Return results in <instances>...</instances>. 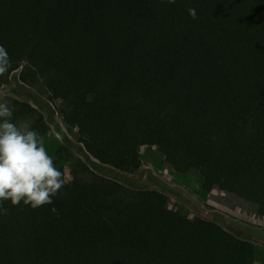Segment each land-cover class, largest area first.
Returning a JSON list of instances; mask_svg holds the SVG:
<instances>
[{
  "label": "trees",
  "instance_id": "16d2710c",
  "mask_svg": "<svg viewBox=\"0 0 264 264\" xmlns=\"http://www.w3.org/2000/svg\"><path fill=\"white\" fill-rule=\"evenodd\" d=\"M0 45V88L21 71L101 165L132 173L155 148L206 196H264V0H0ZM7 104L48 136L32 105ZM71 173L51 205L4 204L0 264H255L250 244L159 191L79 158Z\"/></svg>",
  "mask_w": 264,
  "mask_h": 264
},
{
  "label": "rangeland",
  "instance_id": "374dc122",
  "mask_svg": "<svg viewBox=\"0 0 264 264\" xmlns=\"http://www.w3.org/2000/svg\"><path fill=\"white\" fill-rule=\"evenodd\" d=\"M20 74L21 71L14 73L9 84L0 88V102L28 103L45 117L50 127L44 139L45 147L68 184H73L71 164L79 158L95 173L127 188L165 194L167 207L179 211L192 222L203 219L217 223L227 231L233 230L254 249L255 264H264V196L261 193L245 191L237 196L216 187L206 196L202 192L199 174H178L155 148H141V165L132 173L103 166L89 157L78 142L77 130H69L64 125L58 113L59 103L49 101L24 85ZM223 200L225 203H222Z\"/></svg>",
  "mask_w": 264,
  "mask_h": 264
},
{
  "label": "clouds",
  "instance_id": "9594fccd",
  "mask_svg": "<svg viewBox=\"0 0 264 264\" xmlns=\"http://www.w3.org/2000/svg\"><path fill=\"white\" fill-rule=\"evenodd\" d=\"M188 12L197 18L194 8ZM10 68L9 54L0 45V76ZM13 111L7 102H0V216L8 215L4 204L9 201L13 207L23 204L32 209L51 205L66 183L40 132L27 119L14 122Z\"/></svg>",
  "mask_w": 264,
  "mask_h": 264
},
{
  "label": "crops",
  "instance_id": "0c3cea01",
  "mask_svg": "<svg viewBox=\"0 0 264 264\" xmlns=\"http://www.w3.org/2000/svg\"><path fill=\"white\" fill-rule=\"evenodd\" d=\"M221 199H223V197ZM222 203H225V200H223ZM228 231L239 238L238 234L234 232L233 230H228Z\"/></svg>",
  "mask_w": 264,
  "mask_h": 264
}]
</instances>
